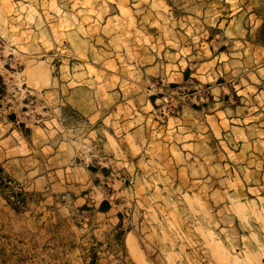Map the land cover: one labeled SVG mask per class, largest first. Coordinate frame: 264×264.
<instances>
[{
	"label": "rangeland",
	"instance_id": "374dc122",
	"mask_svg": "<svg viewBox=\"0 0 264 264\" xmlns=\"http://www.w3.org/2000/svg\"><path fill=\"white\" fill-rule=\"evenodd\" d=\"M263 23L264 0H0V264H264V162L182 148L216 88L264 107ZM154 51L194 76L151 81Z\"/></svg>",
	"mask_w": 264,
	"mask_h": 264
},
{
	"label": "crops",
	"instance_id": "0c3cea01",
	"mask_svg": "<svg viewBox=\"0 0 264 264\" xmlns=\"http://www.w3.org/2000/svg\"><path fill=\"white\" fill-rule=\"evenodd\" d=\"M149 58L151 60V63L147 64L145 66L144 72L149 75L150 80L154 81L160 78H164L165 76H169L170 71L177 69L179 71L177 74H173L185 81H188L190 77H193L194 74L192 73L191 68H182L180 69L179 66H181V63L179 65L170 68V65H167L165 60L166 56L163 54V52L156 53L155 51L151 53L149 56H145V58ZM256 63V62H255ZM259 63V62H258ZM263 65L258 66H251V69L244 70V76L255 79H259L261 77V73ZM254 83V82H252ZM260 85V84H259ZM173 88H176V85L172 86ZM218 87H221V84L218 85ZM257 91L260 92V87L253 86ZM212 93H215V88H210ZM218 91V96H213V103L211 102L210 105L207 106H198L196 109L202 108L201 110H208L210 113L209 115L204 116V120L201 121L202 125L204 127L202 128L203 135H195L194 133L190 134L187 138L189 140L186 141H192V143H186L182 147L184 151L190 150L193 154V151L197 149L201 144H203L202 140L206 139L207 137L211 139H218L217 135L219 133L220 136H231L234 138L235 142L238 143L239 153L236 154V152H232L230 146L227 145V154H235L236 156H242L245 157L249 155V157L253 156L255 158H258L259 163L264 162V122L262 119H264V113L261 115H258V113L264 110V107L262 105L257 107H253V104L251 102L244 100L242 97L243 93L245 92L242 88V86L239 88L238 92L236 93L237 99L239 101V106L236 107L235 112L229 111L227 108H219L221 105H223V101L220 102V99L217 97H224L225 90L223 88H216ZM261 93V92H260ZM227 94V93H226ZM223 99V98H222ZM225 99V98H224ZM211 106H216V110L212 109ZM219 106V107H218ZM212 113V114H211ZM107 119V118H106ZM112 120V119H111ZM110 120V121H111ZM128 121V120H127ZM104 123L103 120H98L96 126L101 127ZM108 134L112 135L110 131H107ZM127 137L130 134H126ZM132 135V133H131ZM195 141V142H194ZM243 150V151H242ZM245 150V151H244ZM188 153L186 156H190L192 158V154ZM257 154L259 156H257ZM229 157V156H228ZM262 157V158H261ZM226 158V156H225ZM262 162H261V161ZM256 166V164H255Z\"/></svg>",
	"mask_w": 264,
	"mask_h": 264
},
{
	"label": "trees",
	"instance_id": "16d2710c",
	"mask_svg": "<svg viewBox=\"0 0 264 264\" xmlns=\"http://www.w3.org/2000/svg\"><path fill=\"white\" fill-rule=\"evenodd\" d=\"M260 33H261V40L260 41H262V42H260L263 46H264V23H263V25H262V27H261V29H260ZM0 83H1V80H0ZM12 121H14V117L12 116L11 118H10ZM101 211L102 212H107V211H109V206L107 205V204H103V208L101 209Z\"/></svg>",
	"mask_w": 264,
	"mask_h": 264
}]
</instances>
